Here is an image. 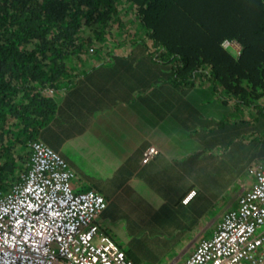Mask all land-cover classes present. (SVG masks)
<instances>
[{
  "label": "crops",
  "instance_id": "crops-1",
  "mask_svg": "<svg viewBox=\"0 0 264 264\" xmlns=\"http://www.w3.org/2000/svg\"><path fill=\"white\" fill-rule=\"evenodd\" d=\"M105 66L113 78L129 68ZM157 72L143 90L43 91L57 108L37 137L66 160L74 190L105 199L94 224L134 264H159L171 248L166 264H181L238 206L254 181L248 168H264V98L237 108L209 90H172Z\"/></svg>",
  "mask_w": 264,
  "mask_h": 264
},
{
  "label": "trees",
  "instance_id": "trees-1",
  "mask_svg": "<svg viewBox=\"0 0 264 264\" xmlns=\"http://www.w3.org/2000/svg\"><path fill=\"white\" fill-rule=\"evenodd\" d=\"M102 63L127 75L107 77ZM155 69L172 90H209L237 108L264 98V0H0V198L56 111L43 91L143 90Z\"/></svg>",
  "mask_w": 264,
  "mask_h": 264
},
{
  "label": "built area",
  "instance_id": "built-area-1",
  "mask_svg": "<svg viewBox=\"0 0 264 264\" xmlns=\"http://www.w3.org/2000/svg\"><path fill=\"white\" fill-rule=\"evenodd\" d=\"M222 46L238 51L235 41ZM155 153L149 148L142 163ZM249 174L254 181L235 210L181 264H264V168L253 165ZM73 176L59 153L32 145L27 174L0 198V264H134L94 224L105 199L75 191Z\"/></svg>",
  "mask_w": 264,
  "mask_h": 264
},
{
  "label": "rangeland",
  "instance_id": "rangeland-1",
  "mask_svg": "<svg viewBox=\"0 0 264 264\" xmlns=\"http://www.w3.org/2000/svg\"><path fill=\"white\" fill-rule=\"evenodd\" d=\"M136 20V19H135ZM137 21V20H136ZM131 26H132V28H133V30L134 31H136V34H137V36H136V38L137 39H139V40H144V41H146L148 44H151L150 43V39H145L144 38V35H145V29H144V31L143 30H141L140 32H139V27H138V25L136 24V23H133L132 24V22H131ZM230 50V49H229ZM231 51V50H230ZM235 56V55H234ZM105 72H106V75H107V77H109L111 74H110V72L108 71V70H105ZM75 154H76V156H77V158H79L80 157V154H79V152H77V151H75ZM107 167H111V164H110V162H108V166ZM106 167V168H107ZM81 169L85 172V173H89L86 169H88V168H84V166H83V162H82V164H81ZM89 170V169H88ZM106 176V178H107V180H109V177H110V175H105ZM125 232L126 233H128V234H133V233H135V226H134V224H133V222L132 221H130L128 224H127V226H126V229H125ZM149 236V235H148ZM152 236L154 237L155 236V234H152ZM167 240H169L170 242H172V241H175V240H173V239H169V236H168V238H167ZM161 241V240H160ZM174 251H175V248H171V249H168L166 252H163V254L161 255V256H159V264H166V263H168V262H171L173 259H175L177 256L176 255H174Z\"/></svg>",
  "mask_w": 264,
  "mask_h": 264
},
{
  "label": "clouds",
  "instance_id": "clouds-1",
  "mask_svg": "<svg viewBox=\"0 0 264 264\" xmlns=\"http://www.w3.org/2000/svg\"><path fill=\"white\" fill-rule=\"evenodd\" d=\"M185 202H187V201H185Z\"/></svg>",
  "mask_w": 264,
  "mask_h": 264
}]
</instances>
